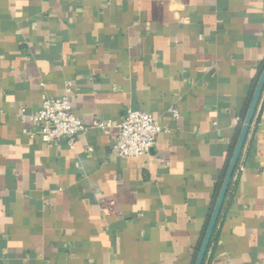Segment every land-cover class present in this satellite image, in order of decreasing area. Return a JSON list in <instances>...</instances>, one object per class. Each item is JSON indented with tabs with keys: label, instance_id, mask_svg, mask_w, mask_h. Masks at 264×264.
I'll list each match as a JSON object with an SVG mask.
<instances>
[{
	"label": "crops",
	"instance_id": "obj_1",
	"mask_svg": "<svg viewBox=\"0 0 264 264\" xmlns=\"http://www.w3.org/2000/svg\"><path fill=\"white\" fill-rule=\"evenodd\" d=\"M263 60L264 0H0V264H192ZM67 81L85 123L151 114L152 151L44 142ZM263 135L264 85L205 264H264Z\"/></svg>",
	"mask_w": 264,
	"mask_h": 264
},
{
	"label": "built area",
	"instance_id": "obj_2",
	"mask_svg": "<svg viewBox=\"0 0 264 264\" xmlns=\"http://www.w3.org/2000/svg\"><path fill=\"white\" fill-rule=\"evenodd\" d=\"M72 94V85L67 81L62 95L43 98L39 108L30 116L39 125L37 133L44 142H56L63 138L69 147H73L78 134L90 128L99 130L115 128L116 133L110 148L112 153L134 157L152 151L156 138L163 128L151 114L125 108L118 121L95 117L90 123H85L72 110L70 103ZM169 111L173 116H178L175 108H170Z\"/></svg>",
	"mask_w": 264,
	"mask_h": 264
},
{
	"label": "water",
	"instance_id": "obj_3",
	"mask_svg": "<svg viewBox=\"0 0 264 264\" xmlns=\"http://www.w3.org/2000/svg\"><path fill=\"white\" fill-rule=\"evenodd\" d=\"M263 85H264V68H263V70H262V72L258 78V81H257L256 86L254 88L252 97L250 99L249 105L247 107L242 125L240 127V131H239V134H238V137H237L234 149H233V153L231 155V158H230V161H229L226 173H225L223 183H222L221 188L219 190L213 211H212L211 216H210V220L208 222V225H207V228H206V231H205V234H204L202 243L200 245L199 251L197 253V257H196L194 264H202V261H203V258H204V255H205V252H206V249L208 246V242H209V239L211 237V233L213 231V228H214L215 223L217 221L220 209L222 207V204H223V201H224V198L226 195V191L228 188L229 181H230V179L233 175V172L235 170V166L237 164V161H238V158H239V155H240L243 143H244V139H245V136L247 134L249 125L251 123L254 111L256 109V106H257Z\"/></svg>",
	"mask_w": 264,
	"mask_h": 264
},
{
	"label": "trees",
	"instance_id": "obj_4",
	"mask_svg": "<svg viewBox=\"0 0 264 264\" xmlns=\"http://www.w3.org/2000/svg\"><path fill=\"white\" fill-rule=\"evenodd\" d=\"M264 68V60L262 61V63L260 64L259 68H258V71L256 73V76L252 82V85H251V88H250V91H249V95H248V99H247V102H246V105L244 107V110L242 112V115L240 117V125L241 123L243 122V119H244V116H245V113H246V110H247V107L249 105V102H250V99L252 97V94H253V91H254V88L256 86V83L258 81V78L262 72ZM239 131H240V126L238 127L237 131H236V136L234 138V140L232 141L231 145H230V148L228 150V153H227V157H226V160H225V163H224V166H223V169H222V172L220 174V177H219V180H218V183H217V187H216V190L214 192V195H213V198H212V202L209 206V209H208V213H207V217H206V221H205V225H204V229H203V232H202V235L200 236V239L195 247V251H194V255H193V258H192V264L195 263V260H196V257H197V253L199 251V248H200V245L202 243V240H203V237H204V234H205V231H206V228H207V225H208V222L210 220V216H211V213L213 211V208H214V205H215V202H216V199H217V196H218V193H219V190L221 188V185L223 183V180H224V177H225V173H226V170H227V167H228V164H229V161H230V158H231V155L233 153V149H234V146H235V143H236V140H237V137H238V134H239ZM237 164H238V161H237ZM237 164L235 166V170L233 172V175L229 181V184H228V188H227V191H226V195H225V198L226 196L228 195V193L231 191V188L234 184V175H235V171H236V168H237ZM224 198V200H225ZM224 203V201H223ZM223 205V204H222ZM222 209V207H221ZM221 209H220V212H219V215H218V218H217V221L215 223V226L213 228V231L211 233V237L209 239V242H208V246H207V249H206V252H205V255H204V258H203V261H202V264H205L206 263V258H207V254L211 248V245L213 243V241L216 239V236H217V232H218V225H219V221H220V213H221Z\"/></svg>",
	"mask_w": 264,
	"mask_h": 264
}]
</instances>
